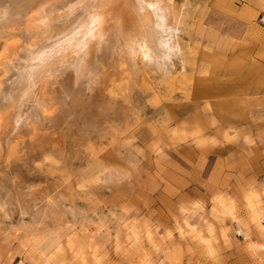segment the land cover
<instances>
[{
    "label": "rangeland",
    "instance_id": "rangeland-1",
    "mask_svg": "<svg viewBox=\"0 0 264 264\" xmlns=\"http://www.w3.org/2000/svg\"><path fill=\"white\" fill-rule=\"evenodd\" d=\"M174 4L171 74L110 66L73 103L49 81L0 119V264H264V0Z\"/></svg>",
    "mask_w": 264,
    "mask_h": 264
},
{
    "label": "bare ground",
    "instance_id": "bare-ground-1",
    "mask_svg": "<svg viewBox=\"0 0 264 264\" xmlns=\"http://www.w3.org/2000/svg\"><path fill=\"white\" fill-rule=\"evenodd\" d=\"M182 16L174 0H0V38L5 39L0 57L15 69L7 85L0 79L1 89L8 88L1 121L23 103L31 114L46 110L51 102L44 94L55 90L46 86L49 81L73 103L84 86L102 84L110 66L118 64L122 71L126 64L135 78L150 68L170 73L174 57L185 61L177 40ZM256 198L247 197L254 213ZM231 211L232 203L220 198L211 208L217 215Z\"/></svg>",
    "mask_w": 264,
    "mask_h": 264
},
{
    "label": "crops",
    "instance_id": "crops-1",
    "mask_svg": "<svg viewBox=\"0 0 264 264\" xmlns=\"http://www.w3.org/2000/svg\"><path fill=\"white\" fill-rule=\"evenodd\" d=\"M250 193L251 192H249L248 194L250 195ZM253 193V192H252ZM247 194V195H248ZM246 195V196H247ZM248 195V196H249ZM255 195V197H257V195L256 194H254ZM246 196H245V205H247V198H246ZM247 196V197H248ZM218 197H223V196H220V195H218V196H216L214 199H213V202L215 201V199H217ZM224 198V200H228L229 202H232L231 200H229V199H227V198H225V197H223ZM223 198H220V199H222L223 200ZM256 200H257V205H258V202H259V200H258V198H256ZM257 205H256V219H254V220H252V221H254V222H257V221H259V219H260V212H259V210L257 209ZM247 207V206H246ZM212 208V207H211ZM247 209H248V207H247ZM248 211H249V209H248ZM250 212V211H249ZM212 213V215H214V216H217V217H223V216H225V215H231L232 214V211H231V213H226L225 215H217V214H214L213 212H211ZM250 218H251V214H250Z\"/></svg>",
    "mask_w": 264,
    "mask_h": 264
}]
</instances>
